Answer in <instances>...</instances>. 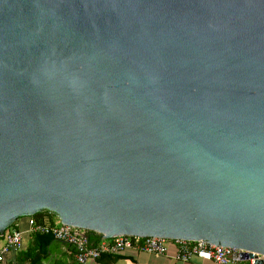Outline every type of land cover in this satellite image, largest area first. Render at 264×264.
Listing matches in <instances>:
<instances>
[{
    "label": "water",
    "instance_id": "obj_1",
    "mask_svg": "<svg viewBox=\"0 0 264 264\" xmlns=\"http://www.w3.org/2000/svg\"><path fill=\"white\" fill-rule=\"evenodd\" d=\"M43 210L264 264V0H0V235Z\"/></svg>",
    "mask_w": 264,
    "mask_h": 264
},
{
    "label": "built area",
    "instance_id": "obj_2",
    "mask_svg": "<svg viewBox=\"0 0 264 264\" xmlns=\"http://www.w3.org/2000/svg\"><path fill=\"white\" fill-rule=\"evenodd\" d=\"M29 233L51 234L54 239L73 245V262L71 264H87L89 261H95L101 254L121 255L128 250L143 251L155 255H165L169 242H174L179 246L176 256L179 260H187L191 255H196L205 260H212L219 264H263L259 255L240 260V251L223 246L209 245L204 242H189L183 240H166L159 237H136L117 235L110 238H103L93 247L86 245V231L66 224L42 225L34 224L32 219L28 221ZM23 232L13 229L5 230L0 238V264L5 263V256L10 251H18L22 248ZM187 244H195V247L187 249Z\"/></svg>",
    "mask_w": 264,
    "mask_h": 264
},
{
    "label": "trees",
    "instance_id": "obj_3",
    "mask_svg": "<svg viewBox=\"0 0 264 264\" xmlns=\"http://www.w3.org/2000/svg\"><path fill=\"white\" fill-rule=\"evenodd\" d=\"M34 224H42V225H57L59 224L58 218L51 212L43 210L41 212H36L32 216H30ZM14 222L10 225L12 227ZM7 229V228H6ZM86 245L88 247H93L97 245L101 240L102 236L93 231H86ZM1 239V238H0ZM60 244L64 246L65 253L71 257H73V252L75 248L73 245L61 242L53 238L51 234L45 233H33L30 235V242L28 245L18 251H11L9 253L10 258L6 259V264H45L49 260L52 254H55L57 245ZM12 254V256H11ZM67 255V256H68ZM59 258L57 260H53L52 264H68L66 259L70 257ZM118 257L116 254H101L99 258L96 260L99 264H114V260ZM71 264V263H69Z\"/></svg>",
    "mask_w": 264,
    "mask_h": 264
},
{
    "label": "crops",
    "instance_id": "obj_4",
    "mask_svg": "<svg viewBox=\"0 0 264 264\" xmlns=\"http://www.w3.org/2000/svg\"><path fill=\"white\" fill-rule=\"evenodd\" d=\"M30 216H21L14 221V225L12 227H8L6 230L11 231L13 229L19 230L23 232L22 235V249H24L28 243L30 242V235L33 233L28 232V221ZM2 245V240L0 239V246ZM187 249H191L195 247V244H187L185 246ZM179 251V246L174 242H169L167 246V253L165 255H155L146 253L143 251L136 250H128L125 253L118 255V257L114 260V264H219L212 260H205L196 255H191L187 260H179L176 258ZM11 252V251H10ZM9 252V253H10ZM9 253L6 256V259L10 258ZM68 253H65L64 246L58 244L55 254H52L47 263L52 264L53 260H57L59 258H65ZM12 256V254H11ZM70 257V256H69ZM69 263L73 262V257L71 256L69 259H66ZM87 264H99L97 260L89 261ZM236 264V263H232Z\"/></svg>",
    "mask_w": 264,
    "mask_h": 264
}]
</instances>
